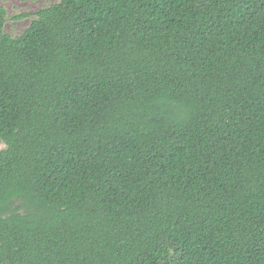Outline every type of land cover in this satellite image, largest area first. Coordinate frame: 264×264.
<instances>
[{
	"label": "trees",
	"instance_id": "16d2710c",
	"mask_svg": "<svg viewBox=\"0 0 264 264\" xmlns=\"http://www.w3.org/2000/svg\"><path fill=\"white\" fill-rule=\"evenodd\" d=\"M0 8V264H264V0Z\"/></svg>",
	"mask_w": 264,
	"mask_h": 264
},
{
	"label": "rangeland",
	"instance_id": "374dc122",
	"mask_svg": "<svg viewBox=\"0 0 264 264\" xmlns=\"http://www.w3.org/2000/svg\"><path fill=\"white\" fill-rule=\"evenodd\" d=\"M56 1L57 0H0V8L5 10L7 17L15 19L25 16L19 20L10 19L4 27V33L11 37L22 34L39 9L48 7ZM4 147V144L0 142V150L4 149Z\"/></svg>",
	"mask_w": 264,
	"mask_h": 264
}]
</instances>
